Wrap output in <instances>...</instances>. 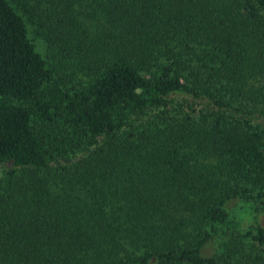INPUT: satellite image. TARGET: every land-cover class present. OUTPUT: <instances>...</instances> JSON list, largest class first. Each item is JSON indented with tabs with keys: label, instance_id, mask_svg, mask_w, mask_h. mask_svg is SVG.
Instances as JSON below:
<instances>
[{
	"label": "trees",
	"instance_id": "1",
	"mask_svg": "<svg viewBox=\"0 0 264 264\" xmlns=\"http://www.w3.org/2000/svg\"><path fill=\"white\" fill-rule=\"evenodd\" d=\"M0 0V264H264V0ZM28 22L46 43L43 56Z\"/></svg>",
	"mask_w": 264,
	"mask_h": 264
},
{
	"label": "rangeland",
	"instance_id": "2",
	"mask_svg": "<svg viewBox=\"0 0 264 264\" xmlns=\"http://www.w3.org/2000/svg\"><path fill=\"white\" fill-rule=\"evenodd\" d=\"M9 2L21 15H25L22 7L23 5L20 4H24V0H9ZM25 19H28L26 15ZM27 25L30 39L35 44L37 51L45 56L46 43L41 37L36 34V28L34 25L29 22ZM256 222L264 226V207L260 203L254 201H237V203L234 204L231 210L230 223L228 226L224 227L220 239H218V252L220 253L223 250L222 246L224 245V243L227 244L231 240L232 244L237 242L239 234H242L252 228Z\"/></svg>",
	"mask_w": 264,
	"mask_h": 264
}]
</instances>
